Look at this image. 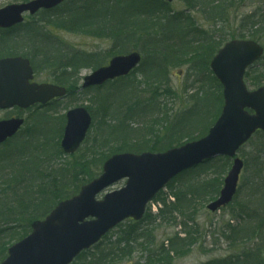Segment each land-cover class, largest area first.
I'll return each instance as SVG.
<instances>
[{"label":"rangeland","instance_id":"374dc122","mask_svg":"<svg viewBox=\"0 0 264 264\" xmlns=\"http://www.w3.org/2000/svg\"><path fill=\"white\" fill-rule=\"evenodd\" d=\"M120 1L123 7L128 8L127 3H130V1L141 3L145 0ZM86 2L90 3L91 0H72L69 5H78L80 9H83ZM116 3L117 0H112L109 2V5L111 8H115ZM13 4L23 3L20 0H0V9ZM171 9L177 12H189L186 0L173 1ZM60 10L61 12L56 14L52 13V15H50L51 17L49 16L51 22L36 23L34 21V28L42 29L43 25L46 27V33L42 32L47 38L43 39L42 44H45L42 46L47 48L48 46L45 45L48 44L55 48L53 52H47L46 55L57 53L55 55V57H57L61 54L62 57L59 58V60L62 61L69 59V57L75 54H81L87 57L92 56L94 59L90 60V63L85 64L84 68H81L80 71H76L74 77H72L71 71L64 70L67 68H63L58 74H54V70L51 67L47 69L44 68L43 71L38 67V75L35 79L36 83L56 84L57 79L55 75L59 78L61 73L66 72L72 79L71 84L73 85V82L77 84V90L73 89L74 91L69 97L60 99L49 106L36 107L29 109V111H0V121H7L8 118H15L18 114L26 119L22 131L13 138L14 141L0 146V157L4 154L8 156V164L2 166V170L0 171V183H2L0 185V197L2 196L4 198V203L14 206V209L17 206L19 207L22 202L31 199L36 193L38 194L39 188H45L47 184L51 186L58 185L59 191L61 192V195L55 197L56 201L51 207L53 208L54 205L57 206V204L63 201L60 199L63 191H66L71 196L75 188H82V185L91 182L94 176L96 178V176L103 171L102 167L107 159L116 154H121L122 150L133 147L137 143L141 144L145 143L147 140H152L153 135H157L158 132L161 134L159 139L168 135L175 126L174 121L177 119L176 116L189 110L195 104L192 97L195 98L198 91L197 88L200 86V84L195 83V81H199L200 83L203 71L198 70L197 74H192V66L197 64V62L199 64V59L203 62L206 61L207 57L204 52H206V47L209 46L207 45L209 42L213 40L216 45L218 44V40L221 39V36L218 34L216 36L213 35L212 39L211 31L214 29L211 25L212 22L205 21L198 10L191 12L201 28L204 29L203 32L209 37L207 39L202 37L204 40H201L199 44H197L198 47L196 48H199L200 51H197V53L190 57H186V59L184 58V60L178 63L179 66L171 65L172 67L169 66L166 68L168 74L167 80L169 81L168 86L171 91H173L174 95H162L158 100L160 102V108L157 109V111L146 114L143 119H136V121L131 120V127L128 126L129 123L124 124L125 127L122 136H100L97 125L98 123L101 125V121L98 119L97 123L93 122V128L88 135V143H84L77 153L70 156L66 155L60 147L66 120L65 115L71 111V109L82 107L88 109L92 107L90 101L93 95H95L94 93H82L81 88L83 79L90 76L93 71L107 66L114 56L129 55L137 51L141 53L142 60L145 57L146 60H150V58L142 54L141 50H133L129 47L126 48L127 50L122 54L117 53L114 55L113 52L116 50L118 44L116 43L117 40L110 35H104L105 37L98 36L97 38L84 32L78 33L62 28L56 29V26L53 25V21H57V17L59 16H62V20L68 13V9ZM251 10L250 7L242 9L237 8L238 13L237 11L234 13V19L237 18L239 14H248ZM81 14L85 16L83 13ZM103 15L102 12L100 20L104 19V21H107V28L110 27L111 23H115L112 16L105 14L106 16L102 17ZM37 16L38 15L29 17L27 15V21L31 22V20L37 18ZM110 20L111 22H109ZM232 21L233 19H231L230 22ZM224 29V35H229L235 33L238 27L229 25ZM203 43H205L206 47H203ZM26 44L33 45L30 44V42ZM22 56H28L30 58L29 54ZM193 62L196 63L192 64ZM49 63L51 62L49 61ZM208 68L211 70L209 66ZM263 68L264 57L261 61L253 65L246 74L245 84L249 91L258 90L264 86V79H262V81L254 79V75L260 74ZM140 76L141 74L137 77L141 79ZM208 78L209 81L205 82L203 85L204 89L209 91L212 95L211 98H219L220 95H222V89L218 87V84L213 78ZM60 85L64 86L63 84ZM65 87H67L68 90L71 89V85L69 87L65 85ZM144 87L145 86H142L141 89H144ZM150 96L151 95L146 92L145 94H141L140 99L141 101H146ZM206 106H209L208 103H206ZM40 115H44L45 117L38 118ZM178 123L176 125H178ZM26 131L29 133L26 137H23V135H26ZM186 133H191L194 137L199 134L192 127L187 130ZM181 141L182 144L172 148H179L191 142H187L185 138L181 139ZM23 142H26L24 144L27 146L28 150L24 152L28 158L24 163L22 162L21 165L25 168L26 165L32 164L33 167L29 166L30 168L32 167L29 172L26 169L21 171L18 170V168H16L17 163L13 164L11 160L12 157H14V161L16 162L21 159L17 151H15L17 147L14 145H19ZM260 151L262 152L261 155L259 154ZM237 157L245 162V167L240 178L237 195L232 205L219 212L212 213L209 210V205L219 198V193L224 187V180L233 165V162L227 158L214 159L172 180L147 206L146 214L139 223L128 220L119 224V226L110 231L107 237L99 242V245L81 253L72 264H100V258H103L102 264H215L227 260L230 256L241 255L249 242L244 243L237 235L240 233L239 229L246 228L247 225L250 224V221L248 219L242 221L235 220L232 213L242 208L244 211H249V213L254 214V210L260 207L257 202L258 198L250 201L247 200L250 190L247 189V186L244 188L242 186L250 180L254 182L261 177L263 178L262 181H264V171H262L264 140L261 139L259 134L255 135L254 138L239 151ZM84 164L85 168H83ZM69 167L72 169V172L75 170V174L72 179H64L66 170ZM84 173L87 174L84 175ZM86 176L92 177H89L90 179L87 181ZM255 177L257 178L255 179ZM12 181L15 186L12 187L9 196L5 198L3 195H7L6 193L9 189L8 185ZM21 181L25 182V184L16 186V184H20ZM125 184L126 181L118 182L116 185L108 188L107 191L101 193L100 196L97 197V200H102L107 193L120 190ZM77 185H79V187ZM247 206L249 207L248 209ZM37 209L39 212H36V217L34 218V212H32L33 207L29 210L30 214H32V223L34 221H44L47 217L43 218V214L49 210L48 208L43 210L40 205V208ZM41 209L43 210L42 212H40ZM14 211L16 210H13V212ZM50 212L51 211L48 213L50 214ZM253 223L252 221V224ZM229 225L235 228V230L231 229L235 237L232 236L233 233L230 231ZM176 235H180L179 237L181 239H184L187 235L189 236L188 239H190L191 245L188 247L187 253L183 256L177 255L175 252L170 254L167 251V247L170 246L168 242L170 241L169 239H173ZM16 238L17 239H15V237H13V239H0V257H3L5 249L8 251L13 244L21 241L18 236H16ZM7 255L8 252H6L5 259Z\"/></svg>","mask_w":264,"mask_h":264},{"label":"trees","instance_id":"16d2710c","mask_svg":"<svg viewBox=\"0 0 264 264\" xmlns=\"http://www.w3.org/2000/svg\"><path fill=\"white\" fill-rule=\"evenodd\" d=\"M20 1L24 3L30 0ZM110 1L112 0H91L90 3H85L83 9H80L78 5L70 6L69 4L72 0H67L62 7H58L52 12H43L41 17L31 20L32 23L29 22L25 24V26L19 27L17 30H9L4 32V34H0V59L29 54L30 58L28 56L22 57L30 60L36 75H38V67L41 68V71H43L44 68L47 69L51 67L54 70V74H58L60 70L67 68L64 70L71 71L72 77H74L76 71H80L81 68H84L85 64L90 63V60L94 58H92V56L87 57L85 55L75 54L69 57V59L62 61L59 60V58L62 57L61 54L57 57H55L57 53L48 54L47 56V52H53L55 48L48 44L45 45L48 46L47 48L42 46L45 44H42L43 39L47 38L43 33H46V27L43 25L42 29L40 27V29L34 28L35 22L48 23L51 20L50 15H52V13L56 14L61 12L60 9H68V13L62 20V16H59L57 17V21H53V25L56 26V29L62 28L78 33L84 32L97 38L98 36L105 37L104 35H110L117 40L116 43L118 44L116 50L113 52L114 55L117 53L122 54L128 47L133 50H141L142 54L147 57L149 56L150 60H146L145 57L139 69H135L130 76L109 82L102 88H92L90 90L81 88L84 94H95L90 101L92 107H89L88 110L93 116V122L97 123L98 119L101 121V125H99V123L97 125L99 128V135L102 137H104V135L110 137L115 135L122 136L125 127L124 124L129 123L128 126L131 127V120L136 121V119H143L146 114L157 111V109L160 108V102L158 100L162 95H174L173 91H171L168 86L169 81L167 80L168 74L166 68L171 65L179 66L178 63L184 60V58L186 59V57H190L197 53V51H200L199 48H196L198 47L197 44H199L201 40H204L202 37L206 39L209 37L203 32L204 29L201 28L195 17L191 14V12L198 10L205 21L212 22L211 25L214 28L213 31H211L212 39L213 35L216 36L217 34L221 36V39L218 40V44L216 45L213 40L207 44L209 45L207 47L205 43H203V47H206V52H204V54H206L208 61L205 57V62L199 59V64L198 62L197 64H195L196 62L192 63L195 64L191 69L192 74H197L198 70L203 71L200 83L199 81H195V83L200 84V86L197 88L198 91L195 98L192 97L195 101L194 106L176 116L177 119L174 121L175 126L168 135H165L162 139H159L161 134L158 132L157 135H153L152 140H147L145 143L141 144L137 143L133 147L122 150L121 153L128 152L137 155L151 152L158 154V152H166L172 147L179 146L182 144L181 139L183 138H185L187 142H190L201 140V138L207 136L209 129L220 116L224 102L222 95L216 99L211 98L212 95L209 91L204 89L203 85L205 82L209 81L208 77L213 78L218 84V87L221 88L220 83L214 78L208 66L218 54V51L223 47V44L225 42L227 43L229 40L251 39L264 46V0H186L189 12L174 11L171 9L170 4L163 1L161 2L160 0H145L141 3L130 1V3H127L128 8L123 7L120 0H117L115 8H111L109 5ZM248 7L252 9L248 14H239L238 17L234 19V13L237 11V8L242 9ZM102 12L104 14L102 17L108 14L112 16L113 21H115L114 24L111 23L110 27L108 25L109 28H107L106 25L107 21H104L103 18V20H100ZM81 13L85 16H82ZM231 19H233L232 22H230ZM109 22H111V20ZM229 25L238 27V29L235 33L224 35V28H227ZM27 42L33 45H28L26 44ZM139 54L141 55V53ZM49 61L51 63H49ZM261 71L260 74L254 75L255 80L262 81V79H264V68ZM139 74H141V79L137 77ZM55 78L57 79L56 84H63L68 87L71 85V89L68 90V95L74 91L73 89L77 90V84L75 82H73V85L71 84L72 79L66 72L61 73L59 78L55 75ZM142 86H145L144 89H141ZM144 92L149 93L151 96L146 99V101H141L140 97L141 94H145ZM206 103H208L210 107L206 106ZM40 117L45 116L40 115L38 118ZM177 123L178 125H176ZM191 127L199 133L195 137L192 136L191 133V135L186 133ZM28 133L29 132L26 131V135H23V137H26ZM258 134L261 136V139L264 140V135L262 133H257L255 135ZM10 141L12 142L14 140L10 139L9 142ZM88 141L89 137L85 143H88ZM24 143L26 142L14 145L17 147L15 151H17L21 159L16 162L14 161V157H12L11 160L13 164L17 163L16 168H18V170L21 171L26 169L29 172L33 167L32 164L26 165L25 168L21 165V163H24L28 158L24 152L28 150ZM261 153L260 151L259 154L261 155ZM1 156L0 171L2 170V166L8 164V156L6 154ZM262 161V171H264V160ZM29 166L32 167L30 168ZM83 168H85V164ZM74 174L75 170L72 172V169L69 167L66 170L64 179H72ZM86 174L87 173H84V175ZM89 177L91 178L92 176H86L87 181L90 179ZM256 178L257 177H255V179ZM94 179L95 176L93 180ZM262 179V177L258 178L254 182L250 180L242 186L243 188L247 186V189L250 190L249 195L247 194L248 201L258 198L257 202L260 207L254 210L255 213L251 214L249 211H244L242 208L232 213L235 220L242 221L248 219L250 221L251 225L249 224L246 228L239 229L240 233L237 235L244 243L249 242L248 246H246L241 255L230 256L227 260L215 264H264V181H262ZM1 184L2 183H0V185ZM23 184H25V182L21 181V183L16 184V186H21ZM14 186L13 181L10 182L8 185L9 189L6 193L7 195H3L5 198L9 196ZM77 186L79 187V185ZM82 186H85V184ZM80 188H75L71 196L66 191H63L60 199L65 201V198L74 197L80 192ZM59 190L58 185L51 186L47 184L45 188H39L38 194L36 193L28 201L22 202L19 207L17 206L15 209L11 204L4 203V198L1 196L0 239H13V237L17 239L16 236H18V238L23 240L28 236V234L31 233L32 226V214L29 212L30 208L33 207V218L36 217V212H39L37 208H40V205L43 210L48 208L49 210L43 214V218H45L49 215L48 212L56 207V205H54V207L51 208L52 204L56 201L55 197L61 195ZM248 208L247 206V209ZM42 209L40 212L43 211ZM13 210L16 211L13 212ZM252 221L254 222L253 224ZM228 227H230V231L231 229L235 230L233 226L229 225ZM179 236L180 235H176L173 239H169L170 241L168 242L170 246L167 247V251L170 254L175 252V254L183 256L187 253V249L191 245V242L190 239H188V235L184 239H181ZM232 236L235 237L234 233ZM6 252L7 249L4 250L3 257H0V264L5 259ZM102 260L103 258H100V264L103 263Z\"/></svg>","mask_w":264,"mask_h":264},{"label":"water","instance_id":"95a60500","mask_svg":"<svg viewBox=\"0 0 264 264\" xmlns=\"http://www.w3.org/2000/svg\"><path fill=\"white\" fill-rule=\"evenodd\" d=\"M160 1L171 4L174 0ZM65 2L34 0L5 7L0 10V29L23 24L25 13L35 16L41 10H53ZM263 53L264 48L252 40L228 42L210 64L224 88L225 103L221 116L206 137L165 153L116 154L106 161L103 174L85 185L79 195L59 204L43 222L35 221L32 234L13 245L2 264H71L81 252L98 244L119 224L130 219L140 222L147 205L182 172L215 158L233 159L256 132L264 133V87L249 92L244 83L246 71ZM141 62L137 52L116 56L108 66L85 77L83 88L102 87L107 82L127 77ZM34 78L27 58L0 60V110H29L66 96L65 88L37 84ZM247 110H253V115ZM66 117L61 148L67 155H73L87 138L92 116L82 107L71 110ZM24 122L22 118L0 121V144L17 135ZM233 162L220 197L209 205L212 213L235 198L244 162L238 158ZM122 180H127L124 188L107 194L102 201L96 200L108 187Z\"/></svg>","mask_w":264,"mask_h":264},{"label":"flooded vegetation","instance_id":"af4514ba","mask_svg":"<svg viewBox=\"0 0 264 264\" xmlns=\"http://www.w3.org/2000/svg\"><path fill=\"white\" fill-rule=\"evenodd\" d=\"M0 32H2V31L0 30Z\"/></svg>","mask_w":264,"mask_h":264}]
</instances>
